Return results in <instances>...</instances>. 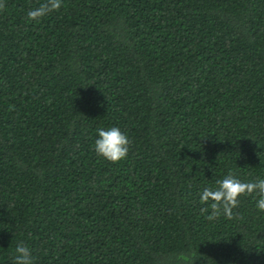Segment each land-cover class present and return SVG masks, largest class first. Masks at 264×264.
Returning a JSON list of instances; mask_svg holds the SVG:
<instances>
[{"label": "trees", "instance_id": "1", "mask_svg": "<svg viewBox=\"0 0 264 264\" xmlns=\"http://www.w3.org/2000/svg\"><path fill=\"white\" fill-rule=\"evenodd\" d=\"M46 2L0 0V264H264L258 196L200 202L264 179V0Z\"/></svg>", "mask_w": 264, "mask_h": 264}, {"label": "clouds", "instance_id": "2", "mask_svg": "<svg viewBox=\"0 0 264 264\" xmlns=\"http://www.w3.org/2000/svg\"><path fill=\"white\" fill-rule=\"evenodd\" d=\"M62 6V0H47L38 8L29 10L27 18L30 21L39 22L41 18L53 11H58ZM3 7V5H0ZM98 139L95 141V151L99 156L111 163H118L128 155L130 140L118 127H111L107 130L97 129ZM216 188H204L201 193V204L208 205L211 209L209 220L218 218L223 214L227 219H233V209L238 208L242 196L259 197L257 208L264 211V179L252 182H242L233 174L229 173L224 179L218 180ZM207 208H202L206 212ZM17 255L14 264H33L32 253L22 242L17 244L15 249Z\"/></svg>", "mask_w": 264, "mask_h": 264}]
</instances>
